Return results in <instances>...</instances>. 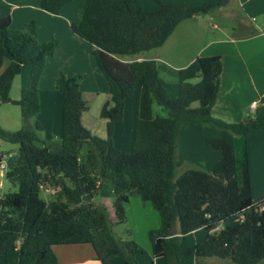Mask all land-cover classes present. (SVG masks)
<instances>
[{
  "label": "trees",
  "instance_id": "16d2710c",
  "mask_svg": "<svg viewBox=\"0 0 264 264\" xmlns=\"http://www.w3.org/2000/svg\"><path fill=\"white\" fill-rule=\"evenodd\" d=\"M72 1L40 0V7L59 14ZM157 1L156 9L144 11L136 0H81L77 20L70 22L72 33L91 47L89 53L107 82L108 99L99 111L106 120L104 138L81 122L89 105L78 74L60 73L55 79L62 100L60 151L50 150L39 136L37 121L33 129L0 127V140L18 147L17 154L6 160L3 173L15 190L0 195V264H58L53 246L61 244H90L101 264H111L114 256H122L124 264H139L138 243L117 237L108 209L93 202L106 182L115 197L116 223L126 220L125 207L133 196L158 212L160 227L148 235L152 255L162 264H203L211 258L233 264L264 260V194L252 197L245 150L238 160L231 142L205 137L204 144L221 154L211 170L189 168L175 174L178 133L185 125L212 124L241 136L264 128L260 111L238 122L212 115L222 72L217 55L198 56L177 70L176 97H169L154 60L119 58L160 47L180 21L211 14L229 0L198 6ZM37 31L34 21L17 29L9 16L0 17V106L18 105L21 117L38 114L39 79L59 45L55 37L38 40ZM24 64L31 66L28 84L14 100L10 86ZM137 88L142 89L141 116L132 150L127 152L114 145L113 134L123 121L125 101ZM153 100L166 116L153 114ZM86 144L91 151L82 159L80 151ZM46 189L52 191L50 200L41 196ZM234 216V223L211 231ZM197 229L207 231L204 240L185 248L183 236ZM14 249L17 255L11 260Z\"/></svg>",
  "mask_w": 264,
  "mask_h": 264
},
{
  "label": "crops",
  "instance_id": "0c3cea01",
  "mask_svg": "<svg viewBox=\"0 0 264 264\" xmlns=\"http://www.w3.org/2000/svg\"><path fill=\"white\" fill-rule=\"evenodd\" d=\"M76 1L66 4L59 14H52L40 7V0H0V17L9 16L12 27L22 29L26 23L34 21L38 28V40L45 41L51 37L59 40L58 48L55 54L48 58L38 83L39 90L50 91L51 93L52 101L49 102V108H42L40 103L39 112L32 123L29 119L31 117L20 116L18 105L4 103L0 106V127L11 131L21 127L33 129L37 121L41 126V130L38 132L39 136L46 141L50 150L54 152L61 150L62 100L55 86V79L60 73L66 72L67 76L73 74H85L87 76L89 74L92 80L86 89L88 92L92 91L93 96L97 94L99 99L98 101L96 99L97 105L101 107L108 99L107 82L103 78L104 76H101L102 74H98L100 70L94 57L89 53L91 47L72 33L70 29V22L77 20L76 12L81 4L75 5ZM160 1L162 3L198 6L217 0ZM136 4L144 11H152L159 6L157 0H136ZM237 6L240 8L241 14L248 19L246 20L243 16L245 24L239 22L236 14ZM217 10L216 12L227 18L225 20L232 19L236 22L238 20L237 26L233 27V33L216 24L208 26L212 20V17L208 15L212 13L197 15L180 21L165 42L160 47L155 48L162 49L165 47L167 56L155 52L151 56H138L132 60H154L158 74L163 79L164 75H162L160 68V63L163 61L170 62L172 64L170 69L177 72L179 68L186 66L198 56L217 55L221 58L222 72L219 77L216 100L211 108L212 115L227 122H238L259 110L264 117V62L259 65L257 58H255L264 54V0H229L226 5ZM250 17L254 20L249 21ZM255 17L260 19L257 21ZM30 70L31 66L24 64L21 72L12 80L9 91L11 99H18L21 89L27 86ZM166 89L169 97L177 96L178 87L176 84L170 90L166 85ZM81 90L83 98L87 101L85 91ZM141 99L142 89L137 88L132 96L125 101L123 121L115 126L114 145L121 150H132L135 128L141 116ZM252 103L255 105L254 108L250 107ZM42 109L46 111V116L42 117ZM89 111L90 108L82 114V124L93 134L105 137V122L102 121L104 131L100 129L97 133L98 129L95 131L90 118H88ZM152 112L154 115L166 116L165 110L155 100L152 102ZM208 125L212 124H187L179 132L176 145L175 173L179 174L189 168L202 171L211 170L221 154L220 151L212 150L204 144L205 137L225 138L232 143L235 156L236 146L242 148L243 142L250 174L252 197L262 196L264 194V128L250 129L245 135L235 136L224 130L216 129L214 125L215 128ZM199 126H203L208 131L207 135L199 132V128H197ZM53 136L59 139L52 146ZM89 151H91V146L89 144L84 145L80 151V157L83 159ZM241 159L242 157L238 160ZM137 199L140 198L136 196L130 198L125 207L126 212L132 204H135V210L140 212L139 215L150 207L147 202L142 201L143 204H140ZM137 220L140 222L139 219ZM159 224V218L154 214L153 221L143 227L144 234L146 235L148 230L158 228ZM196 231L194 230L192 233L194 234ZM206 235L207 231L205 230L203 238ZM147 248L152 257L150 244ZM53 251L57 256L58 264H101L95 259V252L90 244L54 245ZM140 253L136 258L139 264H142ZM110 262L111 264H124V259L121 256H114ZM150 264H162V261L153 257Z\"/></svg>",
  "mask_w": 264,
  "mask_h": 264
},
{
  "label": "rangeland",
  "instance_id": "374dc122",
  "mask_svg": "<svg viewBox=\"0 0 264 264\" xmlns=\"http://www.w3.org/2000/svg\"><path fill=\"white\" fill-rule=\"evenodd\" d=\"M76 2L77 3L76 4L74 3V4L79 5L81 3V0H77ZM152 9H154V8H152ZM236 14H237V17L239 18V22L245 24L244 18L246 20H248V19L245 15L241 14L240 8L238 6H237ZM208 16L212 17V20H210L208 26L210 24H212V25L216 24L220 28L227 29L230 33H233V31H234L233 27L237 26L238 20H237V22H236V20L233 21L232 19L225 20L227 18L224 17L223 15H221L220 13L216 12V11H214L211 15H208ZM243 16H244V18H243ZM255 19H257V21H258L260 18L255 17ZM250 20H254V19H252V17H250L249 21ZM193 28H195V27H193ZM187 33H189V32H187ZM180 36H181V34H180ZM155 52H160L162 55L167 56L166 48L163 47L162 49H155L154 51H143V52H140V53H137L134 55H122V56H119V58L122 61H131L133 58H137L138 56H145V57L151 56ZM255 58H257L258 64L262 65V63L264 62V54H262L260 57L256 56ZM162 63H160V65H161L160 68H161L162 75H164L163 79L165 80V85H167V88L169 90L174 86V84H176L178 87L177 72H175L174 69H170V68H172L171 67L172 64L170 62H164V61ZM65 73L66 72H64L63 74H65ZM98 74L101 75V73L99 71H98ZM73 75H76V74H73ZM78 75L82 76V78L80 80L81 89H83L85 91V95L88 99L87 103H88L89 108H90L88 118H90L91 123H92L95 131H96V129H98L97 133L99 132L100 129L103 130L102 121L105 122L104 128L106 130V120L103 118H100V116H99L100 107L96 103V99H97V101L99 100L97 97V94L94 95V96H96V98H94L93 94L91 93L92 91L91 92L87 91L88 85L91 82L92 77L89 74L87 75L88 77L85 74L84 75L78 74ZM101 76L103 77V75H101ZM85 77H87V78L84 79ZM81 82H83V83L81 84ZM42 91L39 90V101L41 103V107L46 109V108H49V102L52 101L51 93H50V91H44V90H42ZM57 93H59L61 95V93L59 91ZM196 105H197V103H196ZM44 109H42V117L46 116V111ZM29 119L33 123L34 117H31ZM19 120L21 121V118ZM208 126H211V128H215L213 125H208ZM15 127H17V126H15ZM197 128H199L198 130L201 134L206 133V135H207L208 131L205 130L203 126H199ZM7 131H11V130H7ZM199 132H198V135H199ZM95 135H97L98 137H101L98 134H95ZM178 135H179V133H178ZM101 138H104V137H101ZM58 139H59L58 137L53 136L52 146L54 145L55 141ZM57 144H58V142H57ZM238 147L239 146H236V157H237V159H240L241 157L243 159L244 158L243 154H244V150H245V149H243V147H244L243 142H242V148H238ZM17 151H18V147L16 144H12L10 142L0 140V153L2 154V161L0 162V195H2L3 193H5L9 190H12V191L15 190V188H13L11 186V184L4 179L3 173L5 172L6 160L11 155H13V154L16 155ZM124 151H126V150H124ZM129 151H131V149ZM43 191L41 192V196L46 200H50L52 197H51V195H48V194H50L52 191L47 190V189L43 190ZM136 197H138V196H136ZM114 198L115 197H114L111 185L106 182L102 185L101 189L99 190V193L93 198V202L96 205H103L104 207H106L108 209L109 218L111 219V221L113 223L112 224V230L115 233V235L121 239H133V240L135 239L134 241H136L138 243L140 250H141V253H140L141 254L140 260L142 261L141 263L142 264H150L151 259L153 258V255H152V257H151V254L149 255V251H148L147 246H148V244H150V246H151V242L149 239L148 232L146 233V235L144 234L143 227L146 226L148 223L153 221L154 214H156L158 216L159 222H160V217H159L158 212L155 211V209L150 205L149 202H147V204L150 207H148V209L145 210L144 213L139 215L140 212L135 210V207H136L135 204H132L130 206V208L128 207L127 212L125 210L126 220L124 222H121V223H116L115 219H114L113 209H112ZM257 198H259V197H257ZM254 199H256V198H254ZM137 200H139L138 202H140V204H143L141 199H137ZM137 219H139L140 222H138ZM236 220H237V217H235V216L230 217L227 221L220 222L217 227L222 228L225 224H232ZM158 227H160V224ZM155 229H157V228H155ZM198 230L199 231L195 230L196 233H194V234L191 232V233H188V234L183 236L182 245L185 248H190L195 243H198V242H201L204 240L203 234L205 233V230H203V229H198ZM16 255H17V249L12 250L10 252V259L13 260L16 257ZM203 264H233V263H231L228 260H219L216 258H211V259H206ZM257 264H264V260L257 263Z\"/></svg>",
  "mask_w": 264,
  "mask_h": 264
},
{
  "label": "built area",
  "instance_id": "2783aa9c",
  "mask_svg": "<svg viewBox=\"0 0 264 264\" xmlns=\"http://www.w3.org/2000/svg\"><path fill=\"white\" fill-rule=\"evenodd\" d=\"M250 107L254 108L255 105L252 103ZM262 208H263V206H262ZM217 230H218V227L216 226L211 231H217Z\"/></svg>",
  "mask_w": 264,
  "mask_h": 264
}]
</instances>
